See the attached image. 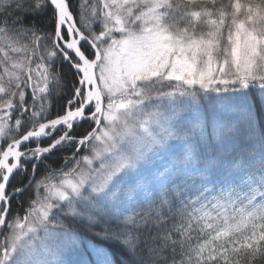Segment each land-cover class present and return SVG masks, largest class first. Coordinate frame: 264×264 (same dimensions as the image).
Listing matches in <instances>:
<instances>
[{"label": "snow or ice", "instance_id": "snow-or-ice-1", "mask_svg": "<svg viewBox=\"0 0 264 264\" xmlns=\"http://www.w3.org/2000/svg\"><path fill=\"white\" fill-rule=\"evenodd\" d=\"M0 264H264V0H0Z\"/></svg>", "mask_w": 264, "mask_h": 264}, {"label": "trees", "instance_id": "trees-1", "mask_svg": "<svg viewBox=\"0 0 264 264\" xmlns=\"http://www.w3.org/2000/svg\"><path fill=\"white\" fill-rule=\"evenodd\" d=\"M225 2H226V0H225Z\"/></svg>", "mask_w": 264, "mask_h": 264}]
</instances>
